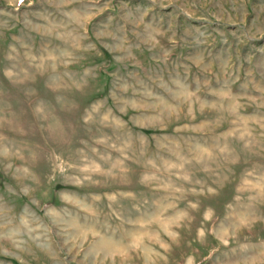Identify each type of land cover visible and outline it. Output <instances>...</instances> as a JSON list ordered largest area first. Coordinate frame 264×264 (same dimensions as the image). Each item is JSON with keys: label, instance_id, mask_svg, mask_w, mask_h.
<instances>
[{"label": "rangeland", "instance_id": "rangeland-1", "mask_svg": "<svg viewBox=\"0 0 264 264\" xmlns=\"http://www.w3.org/2000/svg\"><path fill=\"white\" fill-rule=\"evenodd\" d=\"M0 264H264V0H0Z\"/></svg>", "mask_w": 264, "mask_h": 264}, {"label": "bare ground", "instance_id": "bare-ground-1", "mask_svg": "<svg viewBox=\"0 0 264 264\" xmlns=\"http://www.w3.org/2000/svg\"><path fill=\"white\" fill-rule=\"evenodd\" d=\"M102 241H103V240H102ZM104 241H106V240H104ZM98 244H99V243H98ZM108 245H109V243L106 241V243H104V242L101 243V242H100V244H99L98 246H99V247L106 248V247H108ZM108 248H109V247H108ZM108 248H107V249H108Z\"/></svg>", "mask_w": 264, "mask_h": 264}]
</instances>
